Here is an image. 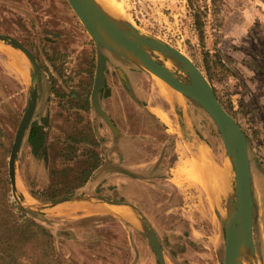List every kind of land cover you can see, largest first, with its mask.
<instances>
[{"label": "rangeland", "instance_id": "1", "mask_svg": "<svg viewBox=\"0 0 264 264\" xmlns=\"http://www.w3.org/2000/svg\"><path fill=\"white\" fill-rule=\"evenodd\" d=\"M117 1L123 7V14L127 19L187 53L206 74L216 57H221L231 65V74L227 77L219 76L212 84L216 86L225 104L233 109L251 139L254 157V163L252 159L251 163L257 191L255 238L264 264V171L259 167H264V0H223L220 14L224 19L223 24L215 16L216 8L213 4L218 1L201 0L200 10L205 13L202 36L188 0ZM0 33L14 36L27 47L37 49L45 65L47 82L53 83L58 94H67L68 85L89 83V76L85 73L87 63L92 61L91 51L95 50L96 43L67 0H0ZM55 40L58 42L53 44ZM0 45L9 48V51H5L0 47V123L7 127L14 141L29 102L28 62L12 45L3 42ZM255 63L259 64V70H255ZM146 72L143 73L141 83L144 91L138 88L131 97L139 101L146 110L155 108L153 110L161 109L165 112L168 119L162 122L175 139L172 149L174 160L169 175L160 174L163 177L159 184L148 182L143 186L149 217L155 220L152 221L165 240L164 248L173 264H223V223L215 214L208 190L192 176L195 171L192 154L181 137L171 103L162 93L157 79ZM118 97L122 104L128 101L122 93ZM104 100L111 107V100ZM57 101L52 98V123L48 135L70 136L74 127L65 123L66 118L70 122L79 120V117H76V112H72L68 105H58ZM190 111L197 129L209 143L216 162L224 168L227 152L215 121L204 119L193 100ZM90 115L91 120L96 116L94 112ZM116 119L124 126L125 131L131 130L122 114L116 115ZM96 134L101 141L97 149L89 150L92 155L84 150L79 153L80 149L78 147L77 150L75 144L70 150L61 152L66 149V144L59 143L53 150H49L50 157L45 166L35 162L31 147L27 145L22 155L19 152V171L23 186L29 190L30 182L34 191L42 192L48 190L53 183H58L75 188L76 194L105 195L131 202L125 196V175L114 172L121 171L124 167V161L120 159L123 155L118 156L116 149H127L128 137L123 138L116 132L113 134L105 125L99 126ZM111 149L115 151L114 154ZM252 155L250 150V156ZM96 159L100 163L93 172V182L83 188L87 177L83 171L90 169ZM195 163L199 169L200 165ZM150 179L154 181L152 177ZM168 182L179 192V198L171 208V198L168 194L161 193L162 188L170 185ZM128 185L137 187L133 180ZM114 190L118 197L109 194ZM10 194L11 200H14L12 189ZM215 194L219 205L223 206L224 201L219 192L216 191ZM47 217L58 220L50 221ZM29 219L45 223L54 233L59 258L64 264H151V261L152 264H158L145 235L115 216L100 214L93 209L56 217L38 213L30 215ZM151 220L149 219L150 222ZM60 230L71 231L72 235L67 237ZM139 232L148 243L137 234ZM183 247L185 249L181 251ZM170 251L178 259H174Z\"/></svg>", "mask_w": 264, "mask_h": 264}, {"label": "water", "instance_id": "2", "mask_svg": "<svg viewBox=\"0 0 264 264\" xmlns=\"http://www.w3.org/2000/svg\"><path fill=\"white\" fill-rule=\"evenodd\" d=\"M67 1L98 46H104L108 50L125 56L152 76L161 78L169 86L184 94L186 98L184 104L171 103L180 126L181 137L200 167L211 170L213 169L212 164H216L221 170L218 179L215 175L212 177L224 201L223 206L219 205L216 192L211 186L207 187V190L215 214L221 224L223 223V264H262L255 238L254 207L257 191L254 184L248 135L240 121L223 105L208 75L187 53L163 38L142 30L127 19L123 12L113 14L99 0ZM0 42L22 51L28 62L29 102L15 133L8 159V174L14 201L28 211L55 217L84 210L70 211L76 205L86 204L98 213L115 216L142 232L158 264H167L166 258L169 256L154 226L135 204L105 195L83 193L70 194L59 199L41 200L23 186L19 171V152L38 104L39 80L42 74L33 52L19 39L6 33H0ZM157 53L163 54L165 58L170 57L175 68L165 66ZM99 56L100 79L103 74L105 55L100 52ZM180 71L184 73L183 76L180 75ZM98 88L99 85L96 86L93 95L95 107L118 133L116 125L101 106ZM191 100L205 108L220 131L227 152L224 168L216 162L209 143L193 121L190 111ZM120 205L133 210V220L113 210L115 206ZM60 232L67 237L72 235V232L68 230Z\"/></svg>", "mask_w": 264, "mask_h": 264}, {"label": "flooded vegetation", "instance_id": "3", "mask_svg": "<svg viewBox=\"0 0 264 264\" xmlns=\"http://www.w3.org/2000/svg\"><path fill=\"white\" fill-rule=\"evenodd\" d=\"M53 42V44H56L58 40ZM28 48H30L33 52L39 63L42 76L39 81L40 89L38 104L27 129L20 154L22 155L25 147L29 145L35 162L44 166L50 157L49 150H53L59 143L66 144V149L61 152L70 150L72 145L75 144L77 150L80 149L79 153L84 150L87 154L92 155V151L89 150L97 149L98 144L101 141L98 134H96V130H99V126L105 125L111 129L113 134L115 132L112 126L95 107L93 95L96 86L99 85L98 97L103 110L116 125L118 129L117 135H122L123 138L128 137L129 140L127 149H116L118 156L123 155L120 159L124 161V167L121 168V171L117 170L114 172H122L125 175L124 178L127 179V182L124 184L125 196L133 204H135L145 216L149 217V209L147 210L145 207L146 199L144 197L143 186L145 187L148 182L154 185L159 184L162 180L161 178L163 177L161 175H169V172H171L172 169L171 163H173L174 160L172 149L174 147L175 139L165 128L164 123L160 121L156 115L142 108L140 102L131 97L133 94H136V90L138 88H141V90L144 91L141 87V83L144 78L143 73L147 72L125 56L96 44L95 50L91 51L92 61L87 63V72L85 73L89 76V83L86 84L85 82H80L78 86L68 85L66 87L68 92L67 94H58L59 91L52 85L53 83L51 81L47 82L45 65L42 63L41 57H39L36 51L37 49L35 50L32 46H29ZM100 52L105 55V63L103 67V74L99 79ZM53 65L56 68H59L57 63H54ZM60 72L64 75L63 70ZM120 93H122L124 98H128L127 100H130V103L128 101H124V104H122L120 98L118 97L120 96ZM52 98H56L58 100V105H68L69 109H72V112H76V117H79V120H71L70 122L68 121L69 118H66L65 123H69V127H74L72 135L54 137L52 135H48L52 123ZM105 98L111 100V107L107 106L104 100ZM130 104H132V107ZM91 112H94L96 114L94 117L100 120L96 121L94 117V119L91 120ZM121 114L123 115L125 121L130 125L129 127H131L129 132L125 131L124 126L120 125L116 119V115ZM148 115L152 117V124L150 126H147L146 124V118ZM32 127H35L36 130L39 129L45 140V143L40 145L38 148H34V146L30 145L28 141L30 128ZM148 127H150V131L148 130ZM52 138L54 139L52 140ZM111 151L114 154L115 151L113 149H111ZM64 156H67V154L65 153ZM90 169H92V167ZM90 169H88L90 175L86 177L88 180L83 183V188L86 184L93 182L92 175L96 169L89 171ZM151 177L154 181L150 179ZM166 179H168V176ZM132 180L136 182L137 187L135 186L132 188L128 185ZM169 182L168 184H170ZM29 186L32 188L30 182ZM167 186V188H162L161 193L162 195L168 194L171 198L169 206L171 208L175 205L174 201L178 200L179 192L172 184ZM77 189L81 190L80 188ZM37 192L39 193L40 191ZM109 194H111L112 197H118L115 190L111 193L109 192ZM149 219L151 220L150 217ZM255 219H257L256 202ZM152 220L155 222L154 219ZM152 220L151 222L154 225L155 223ZM154 227L158 233L157 227L155 225ZM158 236L160 238L159 233Z\"/></svg>", "mask_w": 264, "mask_h": 264}, {"label": "trees", "instance_id": "4", "mask_svg": "<svg viewBox=\"0 0 264 264\" xmlns=\"http://www.w3.org/2000/svg\"><path fill=\"white\" fill-rule=\"evenodd\" d=\"M189 6L193 8L194 20L196 22L197 29L202 36L204 34V17L205 13L201 12V0H188ZM214 0H212L213 2ZM218 1L217 4H213L216 8L215 16L220 20V24H223L224 19L220 16L223 9V0ZM255 70H259V64H253ZM232 67L221 57L213 59V66L207 70V75L211 82L219 76L227 77L231 74ZM215 91L223 103V105L235 116L233 109L225 104L224 100L217 91L216 86L213 84ZM198 109L201 110L200 114L203 118H210L212 122L214 120L210 114L202 107L198 102L193 101ZM236 117V116H235ZM242 125V124H241ZM243 126V125H242ZM245 130V129H244ZM248 135V134H247ZM249 147L251 155L253 151L250 136L248 135ZM30 145L34 148H38L45 143L43 135L40 130H36L35 127L30 128L28 136ZM13 138L9 133L7 127L0 123V264H64L59 258V249L54 239V233L49 230V227L45 223H40L37 220H30V215H38L34 211H28L16 201L11 200V182L8 174V157L11 152ZM254 163V157H251ZM100 161L97 159L92 164L93 169L99 167ZM264 171V167H261ZM83 174L89 176L88 169L83 171ZM88 178L84 180L86 182ZM30 192L41 200L59 199L74 193L75 188H70L67 185H53L45 191L37 192L28 186ZM50 221L58 220L52 217H47ZM161 242L166 247L165 240L160 236ZM184 246V245H183ZM184 247L181 251H184ZM171 256L174 259H178L172 251Z\"/></svg>", "mask_w": 264, "mask_h": 264}, {"label": "bare ground", "instance_id": "5", "mask_svg": "<svg viewBox=\"0 0 264 264\" xmlns=\"http://www.w3.org/2000/svg\"><path fill=\"white\" fill-rule=\"evenodd\" d=\"M104 6H106L113 14H120V12H123V7L121 6L120 2H118L117 0H99ZM2 44V43H1ZM0 47L2 49H4L5 51H9V48L3 45H0ZM20 55L21 57L25 58V54L20 51ZM157 55L161 58L163 64L171 69L175 68V64L173 62V60L170 57L165 58L163 54L161 53H157ZM16 57L19 58V55L16 54ZM181 76L184 75V73L182 71L179 72ZM157 81L160 84V89L162 91V93L164 94V96L166 97V99L169 101V103H180V104H184L185 103V96L184 94L169 86L166 82H164L161 78H157ZM156 112L158 113V115L163 119L166 120L168 119L167 115L165 114V112H163L161 109H157ZM167 121V120H166ZM194 162V160H193ZM194 174H192V176L196 177L197 181H199L206 189L207 187L211 186V188L213 189L214 192L217 191L215 185H214V181H213V175H215L217 177V179L220 177L221 175V170L219 169V167L216 164H212L213 169L209 170L207 168L204 167H199V169H197L196 163L194 162ZM193 167V166H192ZM207 177L209 179H207ZM81 206H75L72 209H70V211L75 210V209H84V210H93L92 208L88 207V205L86 204H79ZM113 210L118 213L121 214L122 216L126 217L127 219L133 220V215L134 212L133 210L129 209V208H125L124 206H115V208H113ZM62 213V212H60ZM167 259V264H172V261L170 258H166Z\"/></svg>", "mask_w": 264, "mask_h": 264}, {"label": "crops", "instance_id": "6", "mask_svg": "<svg viewBox=\"0 0 264 264\" xmlns=\"http://www.w3.org/2000/svg\"><path fill=\"white\" fill-rule=\"evenodd\" d=\"M153 109H155V108H153ZM153 109H149L148 111L149 112H151V113H153L154 115H156L157 116V118L160 120V121H163V122H166V121H164L159 115H158V113L156 112V110H153ZM151 116L150 115H148L147 116V118H146V124H147V126H150L151 124H152V120H151ZM148 130L150 131V127H148ZM192 159L194 160V162H196V160H195V158H194V156L192 155ZM137 234H139L140 236H142L143 238H144V235L142 234V233H137ZM145 239V238H144ZM145 242H147V240L145 239ZM148 243V242H147ZM146 243V244H147ZM152 262V261H151Z\"/></svg>", "mask_w": 264, "mask_h": 264}]
</instances>
